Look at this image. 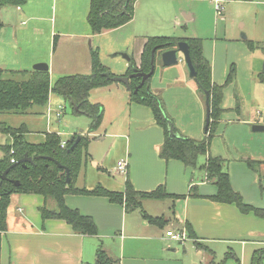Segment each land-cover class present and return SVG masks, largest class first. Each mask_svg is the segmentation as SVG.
<instances>
[{
  "label": "crops",
  "instance_id": "crops-1",
  "mask_svg": "<svg viewBox=\"0 0 264 264\" xmlns=\"http://www.w3.org/2000/svg\"><path fill=\"white\" fill-rule=\"evenodd\" d=\"M37 1L28 0L26 4L17 6L30 22L41 21L45 17L42 12L45 6L42 1L45 0ZM50 1L48 9H51V19H54L53 15L56 16L57 13L55 5L58 0H48V3ZM66 1L64 0V4ZM185 1L199 2L200 0H137L133 19L113 29L116 32L128 29V32L132 33L131 41L126 39L122 42L119 38L116 49L118 50L116 53L126 52L131 60L128 61L122 57L126 60L125 64L118 62L117 69H112L109 65L105 66L116 76H125L132 60L139 67L148 37L167 36L157 35L152 30H160V23L165 21L166 16L170 14L169 8H172L175 18L181 12L185 20L196 19L197 11L192 4L185 6ZM211 1L212 6L213 0ZM234 1L238 0H214L216 6L217 4L222 6V11L217 10L218 14L223 15L224 6L229 7ZM245 1L258 4L264 2V0ZM31 3L34 8H29ZM62 13L65 15V11ZM22 22L25 23V21ZM179 23L184 22L181 19ZM56 27L55 19L50 31L52 35L56 33ZM60 28L58 32L64 37L79 35L87 38L89 35H96L92 34L91 28L89 31L86 29L78 34L63 30L65 24ZM21 32L24 31L21 30ZM243 36L246 38V35ZM201 39L204 57L212 66V79L215 83L222 85L226 82L230 71H226V77L224 75L221 81L216 78L219 42L208 41L204 37ZM253 41L264 42L258 37ZM129 42L132 43L129 44ZM13 47L17 50L18 59H11L7 49L0 46L1 68L13 71H32L35 64L46 61L49 63V71H54L56 63L44 57L45 54L35 52L24 59L22 47H19L16 42ZM163 52L156 57L155 72L151 77L150 88L161 97V85H168L167 87H170L169 99L165 93L164 100L161 98L166 103L164 105L170 112L169 116L183 135L202 139L206 132L204 130L207 118L206 96L200 92L197 81L190 74L188 75L187 66H178L184 62L183 56H180L177 64L165 66L161 58ZM86 55L87 52L85 57ZM90 56L89 52L87 57L90 58ZM161 66L164 67L161 71V79L159 80L158 77L154 79ZM88 68L92 72L91 61ZM194 83L195 85L197 83L198 88ZM123 85L126 87L124 83L114 81L106 86L95 88L90 93L89 101L102 104L105 113L108 99L107 101L99 100L93 98V95L103 89V91L111 92V98H116V103L121 108L124 105L123 109L128 113L127 117L131 126L130 138L117 140L123 139L124 135L115 133L111 135L113 140H107V133L99 130L103 124L101 122L97 131L92 133V135L97 134L100 140L94 138L95 140L89 142L87 147L89 155L80 170L75 185L78 188L87 189L102 185L110 191L123 192L128 179L138 191L149 192L163 185L168 195L162 198H143L140 208L129 210L125 204L114 203L105 196L67 194L65 196L66 205L71 209L79 210L83 215L92 217L96 223L97 234L84 235L74 231L72 225L64 219L44 220L42 218L40 209L47 204L53 210L56 208L54 200H47L46 203L45 197L41 194L13 193L8 206L7 229L2 232L1 264H94L98 260L100 249L118 261V264H252L255 251L264 248V217L256 215L253 211L244 213L235 203H223L210 198L217 194L218 187L212 181L207 180L203 168L208 160L207 155L200 158L202 166L200 172L197 171L199 169L187 167L179 160L166 161L163 159L160 156V149L165 140L163 129L156 123L153 112L148 106L130 100V90L127 87L125 88L127 90H123ZM224 99L225 97L221 104L224 112L220 121L226 120L228 113L235 108L234 103L233 106H226ZM63 108L65 109L61 107L57 114L62 111L63 115ZM192 109H194L193 114ZM57 114V118L61 119L62 115L59 117ZM146 124L149 127H146ZM251 124L249 122V125ZM88 131L86 133L84 130H77L74 134L86 135ZM66 141L63 140L62 143ZM216 141L214 139L212 141L211 155L220 156L227 161L226 149L221 150ZM96 143H108L107 148L99 156L96 155L94 149ZM229 149L231 150L230 146ZM3 156L2 149L0 158ZM252 157L254 155L251 154L249 158L252 159ZM122 159L128 163L127 174L122 175L123 177L116 169L118 162ZM245 159L248 160V158ZM260 162L257 164L259 165ZM252 170L247 162H231L228 167L230 181L232 187L241 193L245 203L264 209V192L259 193L262 187L264 188V181L259 184L258 177L260 176ZM82 173L83 178L79 181ZM261 177L264 178V175ZM170 229H185L190 237L188 242H192L190 246L188 242L181 244L171 240L167 235Z\"/></svg>",
  "mask_w": 264,
  "mask_h": 264
},
{
  "label": "trees",
  "instance_id": "trees-1",
  "mask_svg": "<svg viewBox=\"0 0 264 264\" xmlns=\"http://www.w3.org/2000/svg\"><path fill=\"white\" fill-rule=\"evenodd\" d=\"M137 0H91L87 15V21L92 34H100L105 30L118 28L131 21L135 14ZM28 0H0V6L24 5ZM3 24L0 22V31ZM186 41L190 47V54L197 75L194 78L206 96L210 95L211 122L205 136L202 139H194L183 135L174 120L167 114L162 98L150 88L151 77L135 93V87L140 84L141 77L130 79V100L148 106L154 115L156 123L165 134L164 143L160 149V156L166 161L175 159L181 161L187 167L197 168L199 159L207 155L208 160L203 166L208 181H212L218 187L216 195L210 198L223 203H235L242 212L253 211L256 215L264 217V209L254 207L244 202L240 192L231 184L227 169V161L222 157L211 155L212 141L216 135L218 124L224 109L221 107L224 97V89L234 79L235 69H231L226 82L217 84L212 79V66L203 54V41L201 38H179L171 36L148 37L142 52L141 64L138 67L132 60L125 76L134 73L135 70L150 72L152 69L153 50L156 57L161 52L175 48L179 41ZM251 50L259 48L264 53V42L249 41ZM92 73L89 75L62 76L52 84L49 71H13L0 67V113L21 112L27 113L36 106H45L48 103L51 92L65 97L73 103L75 113H83L93 119L88 134L95 133L99 128L104 114L103 105L89 101L93 89L113 83L116 76L108 67L102 64L98 51L91 55ZM6 73L22 75V80L5 78ZM236 110L241 111V104L237 97ZM173 133L171 134L170 129ZM0 131L12 136L11 144L3 145L4 156L0 158V264L2 232L7 229L6 220L10 196L13 193H37L45 197L46 203L50 199L56 202L53 210L45 204L41 209L42 218L64 219L72 225L74 231L79 234H97V226L93 218L81 214L77 209L69 208L65 203L67 194L105 196L110 201L125 204L129 210L140 208L143 198L166 197L165 186L149 192L136 190L127 179L123 192L110 191L102 185L93 189L78 188L76 179L84 162L88 158L87 147L90 141L88 134L81 135L79 142L74 145L78 137L74 134L62 147L63 139L56 132H47L45 140L41 143L27 141L25 134L27 126H8L0 122ZM74 146V147H73ZM13 151V152H12ZM32 157L31 162H19L24 157ZM15 159V162H12ZM19 162V163H18ZM250 167L261 174L256 168L260 161L247 160ZM8 170L6 178L3 174ZM67 174L69 181H67ZM18 182V184H16ZM197 195L198 194H194ZM264 248L256 250L252 264H263ZM94 264H118V261L110 257L104 250H99V257Z\"/></svg>",
  "mask_w": 264,
  "mask_h": 264
},
{
  "label": "rangeland",
  "instance_id": "rangeland-1",
  "mask_svg": "<svg viewBox=\"0 0 264 264\" xmlns=\"http://www.w3.org/2000/svg\"><path fill=\"white\" fill-rule=\"evenodd\" d=\"M90 1L67 0L66 4H64V0H58L55 5L57 13L56 16L53 15L54 19H51V9H48L51 1L49 3L48 0L42 1L43 5H45L42 10L45 17L41 21L34 20L32 22L23 16V12L18 10L17 5L0 6V22L3 24L0 31V46L7 49L8 56L11 59H18L17 50L13 47L16 42L24 51V56L21 53L24 59L35 52H40L42 55L45 54L44 57H47V59L54 60L56 67L54 71H49L51 82L53 83L62 76L80 75L81 73L82 75L91 74L92 72L88 68L91 56L90 58L87 56L89 52L92 55L93 51H98L99 58L104 65L117 69V63L122 62L125 64L126 60L122 56L116 57L114 55L118 51L116 49L119 38L122 39V42L126 39L131 41L130 35L132 33L130 34L128 29L118 32L110 29L102 32L103 34L89 35L87 38L79 35L64 37L63 34L58 32L63 24H65L63 30L72 31L75 34L84 32L86 29L89 31L90 26L87 21V14L90 8ZM257 1L259 0H255V2ZM211 2V0L184 2L185 6L192 4L197 11V17L194 20H185L181 12L178 15L179 18H175L173 17L172 8H169L170 14L166 16L165 21L160 23V30H152V32L157 33V35H170L171 37H204L208 41L219 42L217 48L219 58L218 63H216V78L219 81L224 75L226 77L227 70L231 71L233 66L235 67L234 79L226 85L224 96L225 105L233 106L234 103L235 108L228 113L226 120L219 122L214 137V140H217V146L221 150L226 149L228 169L231 162L246 163L247 160L245 158L251 157V154L254 155L252 160L264 161V130L255 131L252 128L253 125L264 126V53L259 48L251 50L248 46V42L253 41L256 37L264 40V2L258 4L246 2L245 0L234 1L229 7L224 6L223 15H219L220 13L218 14L217 11L219 1H217V6L214 0L212 6L210 5ZM32 6L31 3L29 8H34ZM63 11H65V15L62 13ZM55 19L57 30L52 35L50 31ZM181 19L184 22L183 24L179 23ZM22 21H25V23ZM21 30L24 32H21ZM243 35H246V38H243ZM86 52L87 55L85 57ZM178 66L185 67L187 65L184 61ZM163 68L162 66L159 67L154 79L157 77L159 80L161 79ZM173 69L177 70L176 67H173ZM4 77L15 80H22L23 78L22 75L11 73H6ZM167 86L161 85V97L163 100L164 93L169 99L170 87ZM195 86H198L197 83ZM123 88V90H127L124 85ZM103 90L93 95V98L99 100L107 101L108 99L107 109L102 121L103 124L99 130L107 133V140H113L111 135L115 133H123L124 135L123 139L117 140L130 138V120L127 117L128 113L123 109L124 105L121 108L120 105H117L116 98H111V92ZM237 97L241 104V111L236 110ZM61 107H65V109L63 108V115L60 119L57 118L56 114ZM165 110L170 115L166 106ZM193 111L194 109L191 110L192 114ZM0 122L12 127L26 125L28 129L26 139L30 142L39 143L44 141L47 132H57L63 140H69L71 135L77 130H84L87 133L93 124V119L86 114L75 113L74 106L70 100L51 92L48 103L45 106L36 105L27 113L2 112L0 113ZM249 122L252 124L249 125ZM146 127H149L148 124H146ZM94 138L100 140L97 134L92 135L91 133L90 141L95 140ZM12 140L11 135L0 131V155L2 145L11 143ZM107 145L108 143H96L94 148L96 155L99 156L107 148ZM88 166H91L90 163H88ZM256 168L261 175H264V162L257 164ZM197 169H199L197 170L198 172L202 170L200 159ZM250 169L252 170L251 167ZM252 171L255 172L254 170ZM82 175L83 173L79 181L82 180ZM122 175L125 176L120 174V176ZM90 176L92 177L91 174ZM86 177L88 178V175ZM261 181H264V178L258 177L259 184H261ZM261 190L259 193L264 192L263 187ZM190 243L192 242H188L189 246Z\"/></svg>",
  "mask_w": 264,
  "mask_h": 264
},
{
  "label": "water",
  "instance_id": "water-1",
  "mask_svg": "<svg viewBox=\"0 0 264 264\" xmlns=\"http://www.w3.org/2000/svg\"><path fill=\"white\" fill-rule=\"evenodd\" d=\"M155 51L156 49L153 50V57H152V69L150 72L146 73L143 71H139V70H135L134 73H131L128 76H115L113 78L114 81L118 82H122L126 85V87L128 88V90L131 89L130 86V79L133 77H141V82L139 85H137L135 87V93L138 92V90L145 84L146 80L148 78H150L154 72H155ZM116 56L120 55L124 58H126L128 61L131 60L130 56H128V54L126 52H118L115 54ZM180 56H183L184 61L187 65V68L189 70V74L192 78H195L197 75L195 66L193 64L192 58H191V54H190V47L189 44L186 41H179V43L177 44V46L175 48L172 49H168L165 50L162 55V62L165 66H171V65H175L179 62V58ZM34 70H41V71H49V65L46 62H39L37 64L34 65ZM206 105H207V118H206V125H205V131L208 130L210 122H211V118H210V113H211V107H210V95L207 92L206 93ZM253 130L255 131H262L264 130V126L261 125H253ZM171 134L173 133L172 128L170 129ZM81 136H78L76 139V142L74 143V145H76L79 140H80ZM74 147V146H73ZM33 160L32 157H24L23 159H21L19 162H31ZM18 162V163H19ZM8 173V170L3 174V178H6ZM67 181H69L68 178V174H67ZM1 182H0V187H1ZM16 184H18V182H16Z\"/></svg>",
  "mask_w": 264,
  "mask_h": 264
},
{
  "label": "built area",
  "instance_id": "built-area-1",
  "mask_svg": "<svg viewBox=\"0 0 264 264\" xmlns=\"http://www.w3.org/2000/svg\"><path fill=\"white\" fill-rule=\"evenodd\" d=\"M217 10L219 12L222 10L221 5L217 6ZM57 115L59 117H61L62 111L58 112ZM65 145H66V143L63 142L62 143V147H64ZM12 162H15V159H12ZM116 169H117L118 173L126 175L127 171H128V163H127V161L125 159L120 160L118 162V164H117V168ZM167 235L174 242L181 243V244H185L187 241L190 240V237H189V235H188V233H187V231L185 229H182V230H172V229H170V230L167 231Z\"/></svg>",
  "mask_w": 264,
  "mask_h": 264
}]
</instances>
